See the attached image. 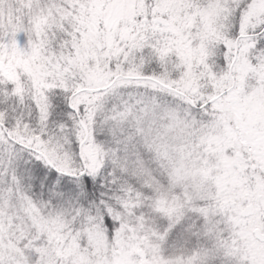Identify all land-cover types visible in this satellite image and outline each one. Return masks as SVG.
<instances>
[{
    "label": "snow or ice",
    "instance_id": "snow-or-ice-1",
    "mask_svg": "<svg viewBox=\"0 0 264 264\" xmlns=\"http://www.w3.org/2000/svg\"><path fill=\"white\" fill-rule=\"evenodd\" d=\"M0 264H264V0H0Z\"/></svg>",
    "mask_w": 264,
    "mask_h": 264
}]
</instances>
